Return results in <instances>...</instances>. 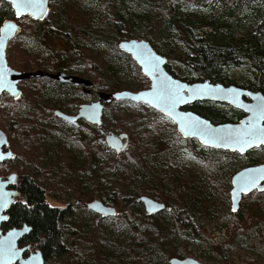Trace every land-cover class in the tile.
I'll return each mask as SVG.
<instances>
[{
    "label": "rangeland",
    "instance_id": "rangeland-1",
    "mask_svg": "<svg viewBox=\"0 0 264 264\" xmlns=\"http://www.w3.org/2000/svg\"><path fill=\"white\" fill-rule=\"evenodd\" d=\"M60 1L62 4H67L63 10L67 12L70 18L69 22L74 27L76 24H81L88 27L89 30L93 28V20L99 13L98 0ZM165 1L167 0H142L140 3L137 0H126L124 13H126L127 18L129 17L128 14L132 13L137 16H147L154 21L156 16L164 14L163 3ZM50 2L51 9L45 20L52 25L57 16V3L53 0ZM225 2V0L183 2L182 11L185 16L193 15L202 21L201 18L219 14ZM262 6L264 8V5ZM242 10L238 13L239 17L245 16L249 7L244 6ZM7 20L16 21L15 18H9L3 23ZM18 24L21 26V32L8 47L7 61L14 70L29 72L40 65L42 60L39 56L41 55L38 54L37 50L28 47L30 43L28 44L27 39L31 36L30 32L32 34L34 30L33 25L26 19L19 21ZM123 30L127 32L129 29L124 28ZM174 35L167 48H164L162 44H157L156 47L160 51L156 49L167 58V65L171 66L173 71L178 72L182 68L179 56L181 52H186V48L182 43L180 34L175 31ZM96 36L98 35L96 34ZM124 40H129V38L126 37ZM60 42L58 38L54 39L51 44L63 49L62 46L58 45ZM80 47L83 51H80L82 59L75 61L80 64L77 67L88 72L89 75L85 79L93 82H96L97 79L102 86L99 89L94 88L96 101L98 92H113L111 91L113 85H117L118 90L132 92L150 88L148 78L142 74L137 65L131 64L122 52L116 53L102 41L96 42V39L95 42L89 41ZM166 53L170 55L167 56ZM107 68H111L119 74L117 78L110 81L112 83L99 77V71H104ZM102 74L105 75L104 72ZM232 77L235 80L231 85L240 86L244 81L249 80L246 69L233 72ZM36 80L20 86L22 97L19 100H14L7 94L0 97V129L8 135L10 141L8 149L19 155V160L15 163H4L0 166V176L6 179L11 173L21 175L20 171H24L33 175L34 172L41 171L39 182L47 189L50 190L51 188L52 195L48 197V204L51 207H64L63 203L60 202L63 197L57 193L62 190H64L63 195L65 197L68 196L74 201L72 206L76 215L74 219L76 226L74 227L79 231V236L87 240L85 244L92 257L85 258L86 261L82 262L83 260H73L70 255L67 259H63L61 264H118L116 256L114 257L117 252L123 261L121 264H144L142 260L144 255H141V251H135L134 254H131L127 249L128 239L134 237L138 228L141 227V225L137 227L140 223L139 220L136 222L133 219L139 214L146 213L144 206L141 204L134 206V209L125 206L122 208L118 204L112 205L110 202H104L99 197L101 189H116L120 192L124 188L123 182H118L119 168L116 166H114L115 172H117L116 176L111 175L106 170L103 180L98 182L96 180V172H100L96 166V143L99 139V130L86 122L78 127L67 126L54 116L55 110L63 111L65 106L66 108L70 107V109L64 110V112L72 114L79 105L90 104L92 97L82 96V94L76 97V91L68 89V92L64 94L63 88L41 81L43 79ZM106 83L109 84L105 86ZM33 104H37L38 111L34 107L30 108ZM219 105L228 117L238 121L235 112L241 111L227 104ZM56 106L61 108L55 109ZM105 110L104 121L106 123L102 126L103 131L114 132L113 126L120 128V126L128 124L126 130L131 132L133 139L130 151L125 153L128 154L126 159H129L132 153L140 152L144 162L152 167L156 166L158 170L167 169L173 174L174 180L168 178L163 181V186L157 184V198L148 197L165 203L161 196L174 197L176 195L174 188L181 184L180 181L189 180L200 185L198 191L200 197H206L207 200L212 201L210 206L206 208V215L200 218L196 230L191 235H188L183 229H180L181 232L177 231L178 241L176 240V245L182 244L181 253L184 255L182 259L193 258L202 264H264V193L255 192L249 196H244L240 211L236 214L232 212L231 203L233 176L245 168L263 165L264 146L246 154L206 148L197 140L183 138L174 121L147 105L132 102L112 103ZM24 122L42 127V130L39 131L34 126L33 131L39 134L36 135L37 140L32 147H30L27 137L19 132L18 124L21 123L22 126ZM137 133H140L139 138ZM169 140H173L171 148ZM98 144L106 148L107 155L103 160L110 165V160L116 154L105 145ZM32 149L37 151L33 158ZM60 162L69 163L67 166L69 168L66 169L67 171L62 177H59L57 171L54 172V168L57 169ZM47 165L53 166V169L51 173L43 174L42 170L46 169ZM105 176L109 177L108 183L104 179ZM35 178L38 180V177ZM94 200H100L107 205L116 207L119 211L118 217L102 219L99 223L101 216L94 214L87 208L88 203ZM183 206L184 204L180 203L174 207V210L176 212L182 210ZM259 211L262 215L258 219V224L255 222L254 215ZM168 216L167 219L164 218L165 222L168 223L169 221L171 225L175 224L173 219ZM118 218L124 222L119 223ZM93 235H98L97 243L92 242L91 236ZM97 249H103L102 253H106L108 259L97 263L95 257ZM31 250L36 251L34 248ZM172 258L168 254H162L147 264H170ZM49 264L58 263L52 261Z\"/></svg>",
    "mask_w": 264,
    "mask_h": 264
},
{
    "label": "trees",
    "instance_id": "trees-1",
    "mask_svg": "<svg viewBox=\"0 0 264 264\" xmlns=\"http://www.w3.org/2000/svg\"><path fill=\"white\" fill-rule=\"evenodd\" d=\"M53 1L57 3V16L52 25L46 20L34 21L29 17L23 18L28 20L34 28L32 34L30 32L31 38L27 36L29 38L27 41H29L28 44L30 43L28 47L37 50L38 54L41 55L39 57L42 61L38 65V69L51 72L70 71L71 62L82 59V54L77 53L78 51L75 49L70 53L64 49H59L57 45H52L51 42L54 39L59 38L61 42L69 43L72 46L74 43L76 47L85 45L89 41L93 43L96 39V42L102 41L103 44L109 46L110 50L117 53L121 52L119 43L128 37L129 39L146 40L156 51L157 49L160 51L156 45L162 44L164 48H167L169 41L174 38V33L177 31L186 52L180 53L179 60L182 68L178 72L166 65V70L173 77L187 83L210 80L212 83L229 86L235 80L232 77L233 72L246 69L249 80L244 81L240 87L264 94V8L262 6L264 0H225L226 2L223 3V9L219 14L201 18L202 21L193 15L185 16L182 11L183 2H195L197 0H167L163 3L164 14L156 16L154 21L147 16H137L132 13L128 14L129 17L127 18L126 13H124L126 0H98L99 13L93 20L91 30L81 24H76V30V27L69 22L70 18L67 12L63 10L67 4H62L60 0ZM137 1L142 2V0ZM244 6L249 7V10L245 16L239 17L238 13L243 11ZM9 18H15L14 12L9 4L0 0V26L4 20ZM124 28L129 30L125 32ZM58 45L62 46L61 43ZM166 55L170 54L166 53ZM124 56L128 58L131 64L136 65L130 56L126 54ZM81 71L83 76L89 75L86 70ZM99 73V77L109 80V83H112L110 81L119 76L111 68L104 71L100 70ZM109 83H106L105 86ZM101 87L96 79L95 88ZM111 91L121 90L117 89V85H113ZM33 107L38 111L37 104H33L30 108ZM55 108L61 107L56 106ZM185 109L195 112L214 124L236 123L245 116L243 112H235L238 117L237 121L228 117L219 104L204 102L195 103ZM21 123L18 124L19 132L27 137L30 147L34 146L37 140L36 135L39 134L33 131L35 125L24 122L21 126ZM126 127L127 124L120 126V128L113 126L112 129L122 131ZM36 129L41 131L42 127H36ZM137 136L139 138L140 133H137ZM168 142L171 148L173 140ZM31 153L33 158L37 151L32 149ZM105 155H107L106 148L96 143V166L100 169V172H96L97 182L103 180L106 170L111 175L116 176L117 172H115L114 166L119 168L118 182H123L124 188L120 192L116 189H101L100 191L99 197L112 205L118 204L122 208L125 206L134 209V206L141 205L138 200L141 195L146 194L157 198V184L163 186L165 179L174 180L172 172H168L167 169L158 170L156 166L152 167L144 162L140 152L132 153L129 159H126L128 154L115 155L110 160V165L103 160ZM17 160H19V156ZM2 165L0 164V166ZM59 165L57 169L54 168V172L57 171L59 177H62L68 170L69 163L60 162ZM46 169L42 170L43 174L51 173L53 166L47 165ZM20 172L18 189L21 195L16 204L10 208L8 212L10 218L7 223L3 224V231L22 227L25 224L29 225L32 231L21 240L20 246L30 245L36 250H41L46 264L52 261L61 264L62 260L67 259L70 255L73 260H83L82 262L86 261L85 258H91L92 256L85 244L87 240L82 239L79 236V231L74 227L76 226L74 222L76 215L72 208L74 201L68 196L65 197L63 195L64 190H62L57 193L63 197L60 202L63 203L64 207H51L48 204V197L52 195L51 188L49 190L39 182L41 171L34 172L33 175L24 171ZM35 177H38V180ZM104 179L108 183L109 177L105 176ZM49 183L51 184V182ZM180 183L174 188L176 190L174 197L161 196L167 207L164 213L155 216L143 213L133 219L136 222L139 220L140 223L137 227L140 225L141 227L138 228L134 237L128 239L127 249L131 254H134L135 251H141V255H144L142 257L144 264L153 262L162 254L182 259L184 257L181 253L182 244L176 245L178 241L177 231L181 232L180 229H183L188 235H191L196 230L200 218L206 215V208L212 203L210 199L200 197L198 193L200 185L197 182L182 180ZM54 186L56 185L54 184ZM53 197L56 198V196ZM180 203L184 206L182 210L176 212L174 207ZM261 215V211L254 215L255 222L258 224ZM167 216L171 217L175 224L171 225L169 221L168 223L165 222L164 218L167 219ZM100 219L99 223L103 219L102 216ZM130 220L132 221V218ZM117 221L119 223L124 222L121 218H118ZM98 235L91 236L92 242L97 243ZM103 251V249L96 250L97 263L108 259L106 253H102ZM115 254L117 263H123L119 253Z\"/></svg>",
    "mask_w": 264,
    "mask_h": 264
},
{
    "label": "water",
    "instance_id": "water-1",
    "mask_svg": "<svg viewBox=\"0 0 264 264\" xmlns=\"http://www.w3.org/2000/svg\"><path fill=\"white\" fill-rule=\"evenodd\" d=\"M9 4L15 14V20H7L0 27V97L7 94L17 100L22 91L19 84L35 78L47 77L62 83L74 85L92 86L90 80L77 76H69L58 72L45 71L21 72L14 70L7 61V49L11 41L21 32V26L17 21L29 17L34 21H44L50 11V1L43 0L37 8L18 9V0H1ZM14 25L15 27H9ZM119 50L130 56L141 69L142 74L150 81V88L139 92L128 90L118 92H99L98 101L90 105H84L78 116H69L56 111L57 117L78 124L79 120H86L89 124L100 127L102 125L104 105L113 101L132 102L144 104L155 111L170 118L177 125L178 132L185 139L197 140L202 146L215 150H223L231 153L246 154L256 148L264 146V141L257 139L264 130V94L236 85L225 86L220 83L204 82L187 83L173 77L167 70L168 60L159 54L146 40L129 39L119 43ZM171 95L162 99L165 88ZM227 104L245 114L236 123L214 124L210 120L186 110L187 106L195 103ZM126 139L123 144L122 140ZM106 145L117 154L127 152L129 147L128 135L119 137L108 133ZM10 141L8 135L0 129V164L15 161L17 155L8 149ZM19 176L10 174L6 179L0 176V264H46L41 250L31 251L30 245L20 246L21 240L27 237L32 228L25 224L22 227H14L6 232L3 224L9 221V210L16 204L20 192L16 189ZM258 191L264 193V164L245 168L233 176L231 202L232 212L238 213L243 196ZM139 201L150 216L166 211V205L142 196ZM88 210L103 219L118 216L116 208L104 204L100 200H94L87 205ZM235 209V210H233ZM15 253L14 255L12 253ZM28 254V255H26ZM170 264H202L193 258H172Z\"/></svg>",
    "mask_w": 264,
    "mask_h": 264
},
{
    "label": "flooded vegetation",
    "instance_id": "flooded-vegetation-1",
    "mask_svg": "<svg viewBox=\"0 0 264 264\" xmlns=\"http://www.w3.org/2000/svg\"><path fill=\"white\" fill-rule=\"evenodd\" d=\"M50 1V0H49ZM50 9H51V2H50ZM45 21V20H44ZM1 27V26H0ZM12 42V41H11ZM61 44H62V48L66 51V52H70V53H72L73 52V49H75V50H77L78 52L77 53H80V51L81 52H83L82 51V49H81V47L79 46V47H76V45L73 43V45L75 46H72V45H70L69 43H64L63 41L62 42H60ZM68 63V62H67ZM71 65H72V67H71V70L70 71H54V72H51V71H45L44 69H38V67L35 69V70H32V71H29V72H35V71H38V70H41V71H45V72H48V73H54V74H56V73H58V72H62V73H65V74H67V75H69V76H77V77H80V78H83V79H85V78H87L86 76H83L82 75V71L81 70H83V69H80V68H78L77 66H80V64H77V62H71ZM23 72H26V71H23ZM36 79H43V80H41V81H43V82H48L49 84H51V85H54V86H56V87H60V88H63V93L64 94H66L67 92H68V90H73V91H76V97H78V96H80L81 94H82V96H89V97H92L91 98V103L90 104H92V103H95L96 102V91H95V85H96V82H93L92 80H90L91 82H92V86H85V85H74V84H72V83H62V82H59V81H56V80H53V79H50V78H47V77H42V78H40V77H38V78H35V79H31V80H29V81H32V80H36ZM86 80H89V79H86ZM29 81H26V82H29ZM36 81H38V80H36ZM26 82H22V83H20L19 84V88H20V86L22 85V84H24V83H26ZM65 89V90H64ZM68 89V90H67ZM21 90V89H20ZM81 90V91H80ZM22 91V90H21ZM79 91H80V93H79ZM122 91V90H121ZM113 92H116V91H113ZM118 92V91H117ZM109 93H112V92H109ZM98 94V93H97ZM9 96V95H8ZM21 97H22V94H21ZM20 97V98H21ZM98 97V96H97ZM19 98V99H20ZM13 99V98H12ZM19 99H17V100H19ZM15 100V99H14ZM97 101H98V99H97ZM114 102H117V101H113L112 103H114ZM112 103H110V104H112ZM90 104H82V105H79L78 106V108L77 109H75V114L74 113H72V114H70V113H66V112H64V110H69L70 109V107H67L66 108V106L65 107H63V111L62 110H55L54 111V116H55V118L57 119V120H59V121H61V122H63L65 125H67V126H72V127H78L80 124H82L83 122H86L87 124H89L86 120H79L78 121V124L77 125H75V124H73V123H70V122H68V121H65V120H63V119H61V118H59V117H57L56 116V114H55V112L56 111H60V112H62V113H64V114H67V115H69V116H74V117H76V116H78L79 115V113H80V109H81V107L82 106H84V105H90ZM110 104H106V105H104V114H105V112H106V108L110 105ZM56 109V108H55ZM59 109V108H58ZM104 114H103V119H102V125L100 126V127H98V126H96V125H93V124H89V125H91V126H94L95 128H97L98 130H99V139H98V143H100V144H102V145H105L111 152H113V153H115L116 155H120V154H117L116 152H114V151H112L107 145H106V143H105V140H106V135L108 134V133H112V134H114V135H116V136H120L121 134H126V135H128V141H129V147H128V150H127V152H129L130 151V148H131V144H132V139H133V137H132V134H131V132L129 131V130H126V128L124 129V130H122L123 132H120L121 130H119V131H116V130H114V132L112 131V132H105V131H103V129H102V126H103V124H105V121H104ZM128 125V124H127ZM125 131H127V132H125ZM115 132H117V133H115ZM126 142V139H123L122 140V143L124 144ZM10 146V145H9ZM11 150V149H10ZM14 152V151H13ZM127 152H125V153H127ZM15 153V152H14ZM125 153H123V154H125ZM16 155H17V153H15ZM18 156L19 155H17V158H18ZM17 158H16V160L15 161H17ZM15 161H11V162H6L7 164H11L12 162H15ZM4 164V163H3ZM12 174V173H11ZM16 174H18V173H16ZM18 176H19V180H18V184H17V187H16V189L19 191V189H18V185H19V182H20V175L18 174ZM1 177H3V176H1ZM4 178V177H3ZM20 192V191H19ZM20 195H21V193H20ZM142 197V196H141ZM148 197V196H147ZM20 198V197H19ZM18 198V199H19ZM18 199H17V201H18ZM138 200H139V198H138ZM141 203V202H140ZM89 204V203H88ZM104 204H106V203H104ZM142 204V203H141ZM107 205V204H106ZM143 205V204H142ZM108 206H110V205H108ZM111 207H114V206H111ZM114 208H116V207H114ZM117 209V208H116ZM145 209V208H144ZM166 210H167V207H166ZM90 211V210H89ZM117 211H118V209H117ZM92 212V211H91ZM146 212V211H145ZM165 212V211H164ZM163 212V213H164ZM95 214V213H94ZM118 214H119V211H118ZM160 214H162V213H160ZM117 217V216H116ZM108 219H110V218H108ZM4 232H6V231H4ZM22 247V246H21ZM31 249H32V247H31ZM32 251V250H31ZM26 255H28V254H26Z\"/></svg>",
    "mask_w": 264,
    "mask_h": 264
},
{
    "label": "snow or ice",
    "instance_id": "snow-or-ice-1",
    "mask_svg": "<svg viewBox=\"0 0 264 264\" xmlns=\"http://www.w3.org/2000/svg\"><path fill=\"white\" fill-rule=\"evenodd\" d=\"M43 2V0H18L16 7L18 9H23V8H37L40 6V4ZM9 27H15L14 25H10ZM171 93L165 86L163 92H162V99H166ZM262 111H264V106H262ZM257 139H261L264 141V130H261V136L256 137ZM235 210V209H233ZM13 255L15 254L14 252L12 253Z\"/></svg>",
    "mask_w": 264,
    "mask_h": 264
},
{
    "label": "bare ground",
    "instance_id": "bare-ground-1",
    "mask_svg": "<svg viewBox=\"0 0 264 264\" xmlns=\"http://www.w3.org/2000/svg\"><path fill=\"white\" fill-rule=\"evenodd\" d=\"M243 118V117H242ZM249 196V195H248Z\"/></svg>",
    "mask_w": 264,
    "mask_h": 264
}]
</instances>
